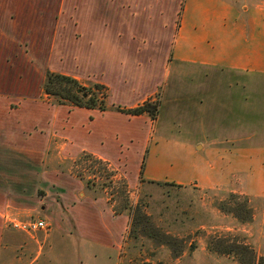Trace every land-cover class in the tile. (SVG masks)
Masks as SVG:
<instances>
[{
  "label": "crops",
  "instance_id": "1",
  "mask_svg": "<svg viewBox=\"0 0 264 264\" xmlns=\"http://www.w3.org/2000/svg\"><path fill=\"white\" fill-rule=\"evenodd\" d=\"M61 10L0 0V264L25 234L9 230L7 219L38 207L48 229L44 245L58 263L59 249L73 250L76 242L121 251L130 219L116 216L104 196L91 195L71 173L70 162L84 152L107 162L131 190L148 182L223 188L264 202V0H184L179 24L168 35L170 55L187 75L203 76L202 82L181 84L189 142L202 156L193 167L180 165L183 179L177 181L167 178L173 166L147 156L155 125L149 116L116 110L147 100L132 105L114 93L102 112L54 105L45 95L48 72L101 86L106 77L56 72L63 54L60 30L52 23ZM155 34L150 44H163V29ZM73 57L64 62L79 65L82 59Z\"/></svg>",
  "mask_w": 264,
  "mask_h": 264
},
{
  "label": "rangeland",
  "instance_id": "2",
  "mask_svg": "<svg viewBox=\"0 0 264 264\" xmlns=\"http://www.w3.org/2000/svg\"><path fill=\"white\" fill-rule=\"evenodd\" d=\"M27 2L62 8L55 16L56 22L52 23L60 30L59 45L63 54L60 64L55 67L56 72H73L81 76L85 73L90 78L104 72L107 78L102 79L104 89L101 92H106L109 97L114 93L117 98L121 95L132 105H140L146 100L159 102V114L146 148L147 156H155L169 168L173 166L167 175L169 181L182 180L183 172L179 166H195L202 154L189 142L187 119L182 117L183 95L186 94L181 91V84L203 81L202 75L200 80L198 74L187 75V69L174 64L170 55L171 38L168 35L175 32L179 24L184 0ZM95 27H105V34L101 37L95 33ZM162 29L164 43L151 45L152 35ZM135 33L140 34L139 42ZM69 54H73L76 61L81 58L80 64L64 62ZM215 76L224 79L220 74ZM79 84L92 89L97 83L93 79H83ZM125 86L134 87L124 90ZM191 114L196 116V111ZM87 172H84L86 177ZM122 179L125 180L123 176H116L118 183L113 192L103 191L105 177L94 187L86 185L91 195L104 196L112 210V206L119 209L125 196L128 198L132 212L130 216L128 212L121 214L130 219L121 251L76 242L73 250L61 246L62 251L59 249L57 255L61 263H58L51 256L48 243L44 245L47 229L28 235L21 233L23 237L18 246L3 264H258L264 259V202L261 200L255 202L238 191L223 188L202 190L196 186L154 182L134 190L128 186L124 189L119 183ZM243 206L252 212L249 221L241 220L248 216ZM231 208H239V217L230 213ZM136 209L148 219L139 218L137 231H134L133 210ZM42 219L38 207L31 215L8 218L7 225L9 230H16L11 227V220L26 224ZM59 245H63L62 242Z\"/></svg>",
  "mask_w": 264,
  "mask_h": 264
},
{
  "label": "trees",
  "instance_id": "3",
  "mask_svg": "<svg viewBox=\"0 0 264 264\" xmlns=\"http://www.w3.org/2000/svg\"><path fill=\"white\" fill-rule=\"evenodd\" d=\"M103 89V86L100 85H96L92 89H87L85 87H82L77 80L53 72L47 73L46 81L44 84V93L49 99H51V103L54 105H71L79 108L99 109L100 111L105 112L108 110V106L106 103L108 94L106 92H101L103 91ZM159 107V102L148 100L142 105L133 109H123L117 107L116 110L118 112L131 116H140L146 114L150 117L151 121L154 122L157 120ZM70 165L72 167L71 173L75 177L84 181L88 186L94 187V184L98 183V180L104 179L105 177L106 182H102L103 191L105 193H107L108 190H111L113 192V187L118 183L116 180L115 171L110 168L109 164L90 153H82L74 161H71ZM86 171H88V177H86V174H84V172ZM142 174L143 166L141 169V175ZM119 183L124 189H126L128 186L123 179L120 180ZM124 194L127 195L126 192H124ZM242 205H244V203ZM112 207L115 215H121L125 212H128L130 216L132 212V209L128 202V198L126 196L119 209H117L116 206ZM243 210L245 211V213H247L248 216H246V218H242L241 220H251L252 212L250 208H246L243 206ZM133 211L134 219L132 222V230L134 228V231H137L136 225L139 221V218L141 219L145 217L146 219H148V217L144 215L140 209H136ZM229 211L230 213H233L239 217L237 212L239 211V208H231ZM164 238H166V236H164ZM258 264H264V259H261Z\"/></svg>",
  "mask_w": 264,
  "mask_h": 264
},
{
  "label": "built area",
  "instance_id": "4",
  "mask_svg": "<svg viewBox=\"0 0 264 264\" xmlns=\"http://www.w3.org/2000/svg\"><path fill=\"white\" fill-rule=\"evenodd\" d=\"M10 224L13 229H16L18 231H21L27 234L35 233L37 231H42L46 229L47 227L46 224L41 220L32 222V223H26V224H23L22 222H19L16 220H11Z\"/></svg>",
  "mask_w": 264,
  "mask_h": 264
},
{
  "label": "water",
  "instance_id": "5",
  "mask_svg": "<svg viewBox=\"0 0 264 264\" xmlns=\"http://www.w3.org/2000/svg\"><path fill=\"white\" fill-rule=\"evenodd\" d=\"M84 96H86V95H84Z\"/></svg>",
  "mask_w": 264,
  "mask_h": 264
}]
</instances>
